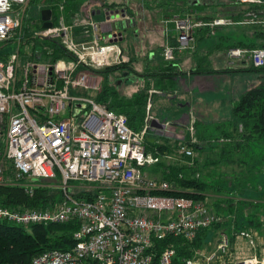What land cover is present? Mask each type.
<instances>
[{
	"label": "built area",
	"instance_id": "obj_1",
	"mask_svg": "<svg viewBox=\"0 0 264 264\" xmlns=\"http://www.w3.org/2000/svg\"><path fill=\"white\" fill-rule=\"evenodd\" d=\"M27 1L0 0V41L15 47L0 50V185H18L30 193L39 180H56L61 199L45 209L0 204V220L23 226L78 222L72 247L45 250L30 264H264V243L259 241L258 229L251 227L238 230L232 239L220 231L213 250L202 249L181 261H175L171 245L157 247L155 241L167 236L190 243L199 229L222 220L200 199L162 194L174 186L145 169L160 160L146 152L148 129L182 137L186 131L193 137L192 112L184 122H161L162 128L151 127V119H145L136 131L124 114L84 95L89 89L87 70L96 72L128 56L117 42L120 33L101 32L106 18L99 24L88 17L86 29L75 36L79 22H66L62 1L56 4L55 23L40 26L35 35L55 43L65 55L53 59L48 55L51 49L46 55L43 50L24 48L21 55L24 34L18 31L16 9ZM236 2L256 3L258 8L245 9L239 21L231 17L202 21L190 14L175 18L176 44L163 46L164 60L172 61L176 52L190 47L201 27L257 25L264 35V0ZM113 10L119 16L123 13L126 22L130 19L123 9ZM95 11L99 9L91 13ZM262 40L260 47H228V62L247 60L255 68L264 66ZM175 154L195 156L184 145ZM165 157L172 159L170 154ZM90 189L96 190L91 199H81L76 195L81 191H74ZM260 236L264 239V234Z\"/></svg>",
	"mask_w": 264,
	"mask_h": 264
},
{
	"label": "trees",
	"instance_id": "obj_2",
	"mask_svg": "<svg viewBox=\"0 0 264 264\" xmlns=\"http://www.w3.org/2000/svg\"><path fill=\"white\" fill-rule=\"evenodd\" d=\"M32 2H39L38 0H31ZM44 8H50L52 11V22L56 21V0H46ZM152 1V0H151ZM79 0H66L64 7V15L67 23L72 22L80 13ZM198 0H182V4L185 8L179 5V0H160L158 5L154 7H163V3H167V6L173 8L177 12H189L192 15V10L195 9L194 4ZM216 4H225L228 6L227 11L218 10L212 15H200L199 18L204 20H211L216 17H231L234 21H239L242 18V13L245 9H256L258 5L251 3H240L236 0H217ZM104 6L108 9H112L116 2H107L104 0ZM150 6V5H149ZM148 6V7H149ZM150 8V7H149ZM181 8V9H180ZM43 9V8H42ZM180 9V10H179ZM100 10V9H99ZM217 11V10H216ZM102 12V11H101ZM100 12V13H101ZM127 12V11H125ZM184 12V13H185ZM132 14L131 11H128ZM183 13V14H184ZM94 14H99L95 12ZM198 16V15H197ZM40 20V19H39ZM76 22L78 19L75 20ZM40 25V24H39ZM236 26L244 30L251 32L252 41L233 44L230 46L240 47H260L263 45L264 35L259 26L257 25H242L231 24L229 26ZM41 26V25H40ZM39 26V28H40ZM228 26V25H227ZM209 27H201L196 29L197 31L204 30L205 34H209ZM81 28L74 30V35L79 36ZM125 36L123 37V40ZM122 48V42L117 41ZM159 44V43H158ZM176 44V43H175ZM163 44L154 47L155 51L160 52ZM229 46V47H230ZM50 47H55L54 43L50 44ZM57 47V46H56ZM124 48V46H123ZM145 53H134L133 59H142L146 61L144 66H151L152 76L157 78L156 82L160 83L159 88H154L159 94L166 91L164 86H169V81L179 75L178 70L171 62L165 61L163 58L158 59L157 64L152 66L148 59V51ZM2 53V52H1ZM0 53V58L2 54ZM64 52L59 48L55 49L53 59L64 56ZM129 65V64H128ZM128 65H117L111 68H103L97 70L102 74H108V72L118 70L119 68H126ZM130 67V66H129ZM242 67V66H241ZM244 67L239 68L237 71H245ZM233 71V69H226L223 71H213L216 73ZM249 71L261 72L264 74V66L255 68L249 66ZM199 71H194L198 73ZM200 73V72H199ZM170 90V89H169ZM146 92L135 93L130 100H124L117 93L116 89L111 85L105 84L102 86L101 91L95 96V100L98 103L105 105L108 109L115 111L116 113L124 114L127 118V124L134 130H141L145 124L146 116V103L149 99ZM171 94V93H169ZM165 95V93H164ZM234 127L232 129H221L219 134L214 138H205V133H198L196 129L193 137H191L186 131H183V137L178 135H168L160 129L150 128L145 134L144 144L150 142V147L146 148V152L152 156L159 157V161L152 166H148V170L156 178L162 177L169 181L173 187L172 190L162 191V194L174 195V196H187L195 199H200L206 203L215 213L220 215L222 220L217 223H213L206 228H201L197 231L195 238L190 241H185L180 237L167 236L161 241H155L157 247H165L171 245L175 249V261H181L191 255L193 249L198 246L205 245V241L212 239L215 235V230L225 231L230 230V235L233 236L236 232L242 228H249L250 225L258 226L256 216L262 207L264 202L260 200L259 187L264 188L263 180L258 182L254 194L259 195L253 199L234 198L231 196V188L233 186L232 181L224 180L218 182L216 176L221 177L226 173H223V169L226 165H236L242 170V166L245 165L242 158L246 154L250 153V159L256 161L255 164L249 165L248 171H237L235 174L252 173L253 170H257L260 174H264V154L256 157L253 153L254 146H262L264 148V79H260L259 85H252L249 89L238 97L235 103H232V112ZM165 120V119H162ZM197 125V122H194ZM195 128V127H194ZM223 139L228 140L222 144L219 142ZM180 145H184L191 149L195 156H177L175 150ZM149 148V150H147ZM216 150L218 151V157L216 159H205L200 156L205 151ZM264 152V149L263 151ZM172 157L171 160L167 159L165 155ZM181 159L183 162H181ZM147 168V169H148ZM228 184V185H227ZM46 182H36V186L32 191L27 192L26 188L18 185H0V204L14 208H48L53 206L61 199V190L52 189ZM77 192V197L81 199H91L96 190L90 189L87 191ZM255 195V196H256ZM212 198V201L209 199ZM232 205H235L232 208ZM247 206L253 207L248 214V217H241L242 215L236 214L239 210H243ZM228 215L231 220H223ZM233 215V216H232ZM225 224V225H223ZM78 228V222L70 221L65 223H51V224H35L29 226L17 225L7 220H0V264H30V261L39 253L48 249H69L75 243L73 238V232ZM231 238V239H232ZM96 264V263H92Z\"/></svg>",
	"mask_w": 264,
	"mask_h": 264
},
{
	"label": "rangeland",
	"instance_id": "obj_3",
	"mask_svg": "<svg viewBox=\"0 0 264 264\" xmlns=\"http://www.w3.org/2000/svg\"><path fill=\"white\" fill-rule=\"evenodd\" d=\"M39 2H32L31 0H28L27 3L24 6L18 7L16 9V13L20 19V27L18 29V31H20L21 33L24 34L23 38L20 40V52L21 55L24 54L23 52V48L27 51L29 50H38L41 51L43 50L44 54L48 53V51L51 49V53L52 54H48L50 56L53 57V54L55 53V49H57L56 44L55 47H50V44L52 42L48 41V40H39L38 37H36L35 33L39 31V23H40V11L42 8H44V6L46 5V0H38ZM60 1H62V4L65 7V1L66 0H56L54 3L55 5L57 3H59ZM80 2V13L78 14V16L73 20L75 21L76 19H78L79 22V26H77L76 28H81V31H84L86 29V21H88V17L92 16V18L95 20V22H98L100 24V22L102 20H104L106 18V11L110 10L108 9L107 6H104L103 2L104 0H79ZM107 2H111L114 1L116 2V5H113V8H120L123 9L124 11H127L126 14L130 17V19L128 20L127 24L132 25V27H128L125 29L124 36L125 39L123 40L124 42H122V51L124 54H127L126 52L128 51L130 54H132V57L134 56V53H142V52H146L149 49H152L158 45H161V35L160 32H157L159 28V23L161 24V20L164 19L165 22H167V26L169 27H174V19L175 18H181L182 16L187 15L189 12H177L175 11L173 8H170L169 6H167V3H163L162 6L160 8H156L154 7L155 4L158 5V3L160 2V0H106ZM218 3L217 0H198V2L194 5L195 9H191L192 10V17L196 20H202V21H207L204 20L202 18H199L200 15H212L215 12H218V10H223V11H227L228 10V6L225 4H216ZM182 4V0H179V5L183 8H185L184 5ZM150 5V6H149ZM150 8H149V7ZM92 9H100L99 10V14H92L91 11ZM181 9V8H180ZM179 9V10H180ZM217 10V11H216ZM102 11V12H101ZM128 11H131L132 14H129ZM98 12V11H97ZM101 12V13H100ZM184 13V14H183ZM198 15V16H197ZM65 17V15H64ZM209 21V20H208ZM76 22V21H75ZM160 26H163L160 25ZM104 28V27H103ZM161 28V27H160ZM158 29V30H157ZM173 32H174V28H172ZM197 31V30H196ZM195 31V32H196ZM201 31V30H200ZM103 32V29L102 31ZM198 32V31H197ZM19 33V32H18ZM195 34V33H194ZM154 37H153V36ZM175 38H176V33H175ZM193 41H194V35H193ZM193 41L191 42L190 47H188L189 49H191L193 46ZM159 43V44H158ZM14 44L12 42L10 43H4V41H0V50L3 52H7V50H11L14 49L15 47L13 46ZM165 45V44H164ZM163 45V46H164ZM121 46V45H120ZM124 46V48H123ZM162 46V48H163ZM192 46V47H191ZM231 47V46H230ZM162 48H161V52H162ZM186 48V49H188ZM228 48V47H227ZM226 48V49H227ZM184 49V50H186ZM225 49V51H226ZM182 50V51H184ZM180 51V52H182ZM179 52V53H180ZM128 53V54H129ZM226 53V52H225ZM224 53V54H225ZM177 54V52L175 53V55ZM47 55V54H46ZM162 55V53H161ZM174 55V56H175ZM163 57V56H162ZM225 57L228 61V57L225 54ZM46 58V57H45ZM128 58V57H127ZM176 58V56H175ZM175 58L172 60L174 61ZM164 59V58H163ZM23 57L20 58V62L23 61ZM44 60V56H42L41 61ZM144 61L142 59H133V58H128L126 60L123 59L122 62L120 63H116V64H112L107 68H111L113 66H117V65H128V67L126 68H119L118 70H113L111 72H108V74H102L100 72H95V71H89L87 70L86 72H88V83H89V89L83 91V94L86 96H97V94L101 91L102 86L105 84L111 85L112 87H114L117 91V93L119 94V96H121L124 100H130L132 98V96L135 93L138 92H146L145 95H147V97H149V100L146 103V116L147 119H158V121L161 123L165 120H175L178 118V112L174 113V109L179 108L178 105H183V103H186L185 101H181L183 99V96H180V94H178L177 97H172V94L169 95L170 90L168 89L167 86H164V88H166V92L165 95H162L160 93L159 94L156 92L155 94H150V90H153L154 87L156 86L155 83H153L152 81H155L153 79L152 76V68L151 66H143L140 69L136 68V64L135 62H141ZM166 61V60H165ZM246 63L242 64V61H235L234 64H230L229 62V67L233 68L232 72L234 73V76L232 75V73L227 74L226 77H221V79H224V85L227 86V88H225L224 90V94L222 95L221 100H223V102H221V100H217L218 104V109L219 111L216 112L218 114L214 115L216 117H212L210 119H203L200 117H197L198 115L194 113H192L193 118H194V122H197V125L194 129V132L196 131V128L198 130V133H205V138H214L216 137L221 129H232L234 127V123L233 121L235 120L233 118V116L231 115L232 113V105H227V104H223V103H229L232 102V96H233V92L234 90H238L237 87L238 85H240V83H242V80H247V85H249L252 81V79H258L259 81L260 79H264V74L261 72H253V71H249V66L251 67V63L247 60H245ZM171 62V61H168ZM130 66V67H129ZM244 67V69H248L245 71H237L239 68ZM235 68V69H234ZM196 70V68H195ZM198 70V69H197ZM196 70V71H197ZM228 70H230V68H228ZM194 71V70H192ZM199 71V70H198ZM209 72H213V70L209 71ZM231 72V71H228ZM214 73V72H213ZM259 81L254 83V85H259ZM221 84V82H220ZM160 86V85H157ZM156 86V87H157ZM247 89H249L250 87H246ZM156 89V88H155ZM246 89V90H247ZM242 88L239 90L241 92V94L244 92H242ZM164 94V93H163ZM172 97V98H170ZM238 100V97L236 96V101ZM149 104V105H148ZM215 104L211 105V108L214 106ZM179 109H186L185 112L187 113L189 111L188 108H186L185 106ZM211 111V110H210ZM209 111V112H210ZM161 112L163 114L164 117L159 118L158 113ZM197 115V116H196ZM165 119V120H162ZM199 119V120H198ZM139 131V130H136ZM227 142L228 140L223 139L221 141H219L221 144L223 142ZM144 145H146L147 147H150V142H146ZM263 147L262 146H254L253 147V153H255L256 157L261 156V153L264 154L263 151ZM147 150H149V148H147ZM250 153L246 154L244 158H242V160L245 162L242 166V170L239 169V166H236L235 164L233 165H226L224 167H220V169H223V173H226L225 175H222L221 177L216 176V179L218 182L223 181L224 180H228V181H232L233 182V186L230 190V194L231 196H233L235 199L236 198H248V199H253L254 197H257L259 195H256L252 192H254L255 190H258L256 188V185L258 182L262 181L264 182V174H260L257 170H253L252 173L246 174V173H241V171H248L249 169V165L255 164L256 166H258L259 164L256 163V161H252L250 159ZM200 156L205 159H216L218 157V151L216 150H207L205 152H203L202 154H200ZM181 162H183V160L181 159ZM148 167H145V169H147ZM240 171L239 174H235L237 173V171ZM46 182L49 184V186H51L52 189H57V184L58 182L56 180H50V179H41L39 180V182ZM228 185V184H227ZM259 185V183H258ZM51 189V190H52ZM264 191V188L262 189V187H259V193L261 191ZM30 194V193H29ZM256 195V196H255ZM260 200H262L264 202V193L260 194V197H258ZM209 201H212V198L209 199ZM235 205H232V208ZM251 210H254L253 207L251 206H247L246 208H244L243 210H239V212H237L236 214H240L242 215L241 217L245 216L248 217L250 216V214H248ZM233 216V215H232ZM229 217L228 215H226L225 218H223V220H231V218H227ZM257 221H259V225L258 226H251V228H256L258 229V238L259 241H261V243H264V239L260 236L263 235L264 233V207H262L258 213V216H256ZM225 225V224H223ZM226 232L228 233L229 237L232 238V236L230 235V230H226ZM218 233L219 231L215 230L214 233V237L208 241H205V245L203 246H198L197 248L193 249L191 252L190 256H193L195 254V252H200L202 249H204V251H210L213 250L216 246L215 241L218 237ZM189 256V257H190Z\"/></svg>",
	"mask_w": 264,
	"mask_h": 264
},
{
	"label": "crops",
	"instance_id": "obj_4",
	"mask_svg": "<svg viewBox=\"0 0 264 264\" xmlns=\"http://www.w3.org/2000/svg\"><path fill=\"white\" fill-rule=\"evenodd\" d=\"M109 11H113V8ZM97 12V11H95ZM108 12V11H107ZM98 13V12H97ZM126 13V12H125ZM123 14V13H122ZM121 14V15H122ZM117 15L116 11L113 14V16L110 19L106 18V23L103 24L102 33H112L117 32L121 34V37L119 38V41H123L124 37V31L128 27H132V25L127 24V22L123 19V16ZM103 21V20H102ZM161 24L159 23V28L157 32H160L161 35V42L162 44H175L176 38H175V31L173 32L172 28L167 26V22L162 19ZM163 26H160L162 25ZM104 27V28H103ZM161 27V28H160ZM209 34L206 35L204 30L196 31L194 34V41L192 44L191 49H186L182 52H177L175 55L176 58L174 61L171 62L172 65L176 67V69L179 72V75L173 78V80L169 81L168 83V89H170V92L172 94V97H177L178 94L180 96H183L182 102L186 100V103H183V105H178L179 108L186 107L189 109V111L186 113V109H174V113L178 112V118L175 120H179L181 122H184L186 120V117L188 113H194L197 114V117L203 118V119H210L214 118L216 116V112L219 111L218 104H221L223 100H221L222 95L224 94L225 88H227L226 85H224V79L221 77H226L227 74H231L234 76L235 72H209L211 70L213 71H223L228 68L233 69L229 67V63L225 57V49L229 47L230 45L242 43L245 42H251L252 36L251 32L248 30H244L242 28L236 27V26H227V25H221L216 26L214 28L209 27ZM153 36V35H152ZM154 37V36H153ZM124 51V49H123ZM128 58H132V54H130L128 51L126 52ZM129 53V54H128ZM148 59L147 62H149L152 66L157 64L158 59H162L161 50L157 53L155 49H151L148 51ZM246 61H242V64H245ZM136 68L140 69L146 64V61L141 62H135ZM198 69V73H194ZM235 69V68H234ZM194 70V71H192ZM197 70V71H198ZM155 81H152L155 83V85H160L157 81L156 77H153ZM259 78L252 79L251 83L247 85V80H242V83L238 85V90H234L233 96H232V102L229 103H223L227 105H232V103L236 101V96L239 97L241 95V92L239 91L241 88L246 90L247 86L251 87L254 83L258 82ZM221 82V84H220ZM154 88H159L160 86ZM163 93H167L166 91H163ZM170 95V94H169ZM170 97V98H172ZM217 100H221L220 103H217ZM215 104L212 108L211 105ZM211 110V111H210ZM218 110V111H217ZM210 111V112H209ZM159 118L164 117L161 112L158 113ZM199 120V119H198ZM178 129H185L182 126H179ZM197 129V128H196ZM150 170L151 169H146Z\"/></svg>",
	"mask_w": 264,
	"mask_h": 264
},
{
	"label": "water",
	"instance_id": "obj_5",
	"mask_svg": "<svg viewBox=\"0 0 264 264\" xmlns=\"http://www.w3.org/2000/svg\"><path fill=\"white\" fill-rule=\"evenodd\" d=\"M99 13V11H98ZM113 16V12L111 11L109 14L106 15L107 19H110ZM40 20L42 23V28H49L52 26V11L50 8H43L40 11ZM151 127H158L162 128L163 124L158 121V119H151Z\"/></svg>",
	"mask_w": 264,
	"mask_h": 264
}]
</instances>
